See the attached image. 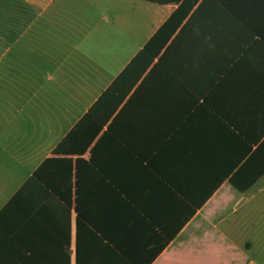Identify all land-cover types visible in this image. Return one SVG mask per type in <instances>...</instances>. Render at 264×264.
Returning <instances> with one entry per match:
<instances>
[{"label":"crops","instance_id":"obj_1","mask_svg":"<svg viewBox=\"0 0 264 264\" xmlns=\"http://www.w3.org/2000/svg\"><path fill=\"white\" fill-rule=\"evenodd\" d=\"M261 131L264 0H0V264H264Z\"/></svg>","mask_w":264,"mask_h":264},{"label":"trees","instance_id":"obj_2","mask_svg":"<svg viewBox=\"0 0 264 264\" xmlns=\"http://www.w3.org/2000/svg\"><path fill=\"white\" fill-rule=\"evenodd\" d=\"M183 22V15L178 16V14L174 13L162 26L160 29L161 31H164L167 27H172L170 30V34H172L177 28L180 27L181 23ZM157 37V36H156ZM156 39V38H155ZM168 38H166L167 40ZM151 42V41H150ZM150 42L148 45L144 48L150 47ZM262 141L260 142V140ZM72 142V134L70 133L54 150L55 154H59L61 152H64L65 147H70ZM66 151V150H65ZM67 152H71V150H67ZM253 168H254V175L256 176V180L264 176V131H261V133L257 136V143H256V150L253 156ZM251 159V161H252ZM232 182V181H231ZM252 184V179L250 177V182L244 184L243 186H239V184L234 183L233 185L237 188H246L247 186Z\"/></svg>","mask_w":264,"mask_h":264}]
</instances>
